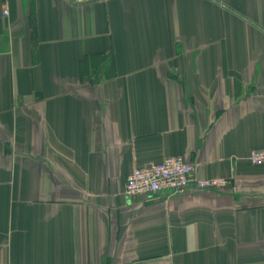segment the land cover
I'll return each instance as SVG.
<instances>
[{
    "label": "crops",
    "instance_id": "crops-1",
    "mask_svg": "<svg viewBox=\"0 0 264 264\" xmlns=\"http://www.w3.org/2000/svg\"><path fill=\"white\" fill-rule=\"evenodd\" d=\"M260 150L264 0H0V264H264Z\"/></svg>",
    "mask_w": 264,
    "mask_h": 264
},
{
    "label": "built area",
    "instance_id": "built-area-1",
    "mask_svg": "<svg viewBox=\"0 0 264 264\" xmlns=\"http://www.w3.org/2000/svg\"><path fill=\"white\" fill-rule=\"evenodd\" d=\"M74 4L101 3L107 0H71ZM3 15L7 16L6 6ZM248 161L254 166L264 165V150L252 151ZM191 164L178 157L165 158L158 164L133 168L126 177L124 192L128 198L168 193L170 196L185 195L190 185L198 191H218L226 188L225 179L196 180Z\"/></svg>",
    "mask_w": 264,
    "mask_h": 264
}]
</instances>
